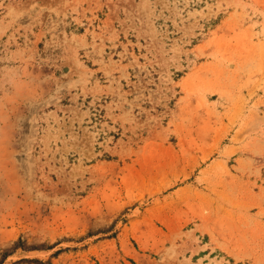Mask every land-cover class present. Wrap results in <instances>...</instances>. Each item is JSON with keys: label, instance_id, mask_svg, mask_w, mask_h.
<instances>
[{"label": "rangeland", "instance_id": "obj_1", "mask_svg": "<svg viewBox=\"0 0 264 264\" xmlns=\"http://www.w3.org/2000/svg\"><path fill=\"white\" fill-rule=\"evenodd\" d=\"M0 264H264V0H0Z\"/></svg>", "mask_w": 264, "mask_h": 264}]
</instances>
